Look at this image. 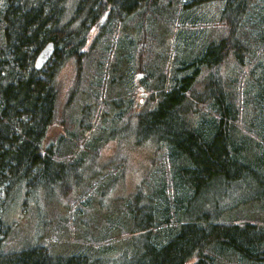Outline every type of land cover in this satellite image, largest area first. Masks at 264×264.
I'll use <instances>...</instances> for the list:
<instances>
[{
	"label": "trees",
	"instance_id": "obj_1",
	"mask_svg": "<svg viewBox=\"0 0 264 264\" xmlns=\"http://www.w3.org/2000/svg\"><path fill=\"white\" fill-rule=\"evenodd\" d=\"M206 1L216 6L187 10L189 2ZM105 9L112 10L109 24L95 28ZM248 12L251 27L243 21ZM122 31L133 38H121ZM253 37L256 49L247 42ZM50 40L57 46L55 75L63 49L64 67L71 65L75 75L64 132L48 148L42 141L58 113L59 86L35 81L29 66ZM262 50L264 0H0V264H264V62L258 75L257 67H244ZM224 53L230 59L219 69ZM141 88L148 103L137 107ZM135 117L137 124L128 126ZM92 120L90 131L123 130L122 141L133 137L166 149L169 182L149 212H139L142 191L155 184H142L131 202L118 203L127 219L119 227L132 248L111 255L112 240L92 237L65 242L73 247L65 253L57 252L60 242L43 244L41 237L9 248L14 191L27 198L39 184L46 195L58 187L70 198L96 177L77 175L67 187L61 170L65 161L77 171L86 156L97 160L99 144L83 148ZM102 169L113 176L125 168L113 159ZM162 169L153 172L155 182ZM244 181L257 184L259 193L246 190ZM236 186L248 196L230 203ZM202 192L205 201L189 211ZM46 204L60 217V205Z\"/></svg>",
	"mask_w": 264,
	"mask_h": 264
},
{
	"label": "rangeland",
	"instance_id": "obj_2",
	"mask_svg": "<svg viewBox=\"0 0 264 264\" xmlns=\"http://www.w3.org/2000/svg\"><path fill=\"white\" fill-rule=\"evenodd\" d=\"M157 33H164L163 28L158 27ZM128 31H122V36H128ZM134 36V35H133ZM136 39V36H134ZM71 65L65 66L57 76V84L59 102L58 113L54 123L51 125L47 141L55 142L57 138L64 132V124L66 122V114L71 103L70 90L72 88V79L74 71ZM139 95L137 96V99ZM143 106L148 103L142 102ZM94 119H98L97 117ZM96 126L98 121L95 122ZM93 120L87 123L86 136L84 140L89 142L87 147H91V143L99 144L97 160H92L88 156L79 166V170L70 173L65 181H75L77 175H87L91 178L92 174L96 177L86 182L82 189V193H77L73 197L67 195L62 196L54 202L57 206L56 212L60 217H52L46 208L47 190L43 191L42 185L36 184L31 194L25 198L18 195L14 191L9 197V209L11 208L10 219L14 226L13 236L7 241L9 248H22L25 244L34 242L35 238L41 237L39 240L43 244H47L52 240L60 242L58 245L59 253L70 252L73 247L66 245L68 241H90V237L97 240H112V244H107V249L111 255H118L128 248H132L133 240H125L119 226L127 224L126 212L118 203L131 202L130 197L139 187L144 184L145 178L151 175L158 168L165 167V152H161L159 146L148 142L139 144L131 137L129 140L122 141L120 138L127 134H117L116 131H105L101 133L98 129L90 131ZM102 137L97 138L98 135ZM115 159L124 165V171L114 173L113 176L102 169L105 163ZM110 178L106 179L107 177ZM106 179V184L104 181ZM245 182V181H244ZM246 190L252 193H259L257 184L246 183ZM205 192H202L197 198L193 199V207L199 201H205ZM248 196V192L241 190L236 186L230 193L228 202L241 199ZM120 199V200H119ZM241 206V213L244 214V204ZM118 213V215H116ZM117 217V218H116ZM47 223V224H45ZM87 234L84 235V231ZM89 232V233H88ZM14 248V249H15Z\"/></svg>",
	"mask_w": 264,
	"mask_h": 264
},
{
	"label": "bare ground",
	"instance_id": "obj_3",
	"mask_svg": "<svg viewBox=\"0 0 264 264\" xmlns=\"http://www.w3.org/2000/svg\"><path fill=\"white\" fill-rule=\"evenodd\" d=\"M185 3V2H184ZM203 4V8L204 10L206 9H209V8H214L216 6V2L212 1V2H209V1H206V3H197V2H189L188 3V8L187 10H193L195 7L197 6H201ZM202 7V6H201ZM109 12V14L107 15L106 19H103L105 17V15ZM217 14V13H216ZM111 16H112V10L111 9H105L103 10L102 12V15L100 16V18L94 23V27L95 28H102L103 26L105 27L107 24H109L110 22V19H111ZM246 19H244V23L247 24L246 27H251L253 25V22H254V16L252 15L251 12H248V14H246ZM233 18V16H232ZM241 21H242V11L240 13H238L237 15V20H235V22L233 23L235 25V29L238 28L241 24ZM199 31L201 32V35L202 36H208V32L206 31H203L201 29H199ZM198 31V33H199ZM200 34V33H199ZM252 42L254 43V47H249L250 49H256V45H255V40H254V37L253 38H250L248 39L247 38V42L249 43ZM49 43H52L55 47V50H54V53L51 55L50 58H48L44 64H41L38 60V56L39 54L41 53V51L43 50V48L49 44ZM127 45H132L130 42L127 43ZM120 45L118 44H115L114 47H112L111 49H116V48H119ZM251 46V45H249ZM64 47H62L63 49ZM180 48V46H179ZM56 50H57V46H56V43L52 40L50 41H47L45 42V45L40 49V51L37 53V55L31 60V63H30V73L31 75L33 76V79L35 81H44V82H47V83H57V76L59 74V72L62 70V68L64 67V64L68 61V56L66 53V50L63 49V51L60 53V59L63 61L62 64L60 65V68L59 70L57 71L56 75L54 73V70H55V64L53 62L54 60V57L56 56ZM224 52V49L222 50ZM255 51V50H254ZM74 55V54H73ZM75 56V55H74ZM78 59H81V56L78 55L77 56ZM255 58L256 59H253L252 61H249L247 63V65H245L244 67H246L247 70H250L252 71L254 68H258V71L256 73V75L260 74L262 72V69L261 67L259 66V61L262 63L264 62V50H262L261 52H258L257 54H255ZM230 57H229V53H224L221 58H220V61L218 63V68L219 69H222L229 61ZM66 61V62H65ZM71 60H69L70 62ZM140 72V71H138ZM218 72V71H216ZM219 74V73H218ZM255 75V76H256ZM220 78H222L223 80H225V78L223 76H221ZM146 97H147V94L146 92L144 91V89H140V94H139V98H138V101H137V107L143 105V101L145 102L146 101ZM138 122V119L137 117L133 118L132 120H129L126 122V124L128 126H134L136 125ZM6 119H4V122L2 123V132H7V129H6ZM128 133H129V130H128ZM47 140V139H46ZM46 140L43 139L42 141V144L44 143V146L48 147L46 145ZM145 143V142H143ZM147 143V142H146ZM159 150L161 152H166V149L164 148V146L162 145H159ZM165 167L162 169L164 170ZM61 170H63V178H64V181L66 179V177H68L70 175V173L72 172H75V170H71L70 171V168H69V164L67 163V161H65V164L63 165V167L61 168ZM155 172V171H154ZM170 172V169L167 167L162 173L159 171V175H161L159 177V179L157 180V182L154 181V179L156 178L155 177V173L151 174L150 177H149V181H147V183H144V184H147L149 186V184L151 185H154L152 188L149 189V192L147 191H142V193H144L143 195V199L140 201V209H139V212H144V213H148L149 212V207L152 206L153 204L151 203L152 200L155 198V196L159 193V190H161V188L163 186H167L168 185V174ZM57 173L59 174V169H57ZM67 182V181H66ZM74 183V181H71V184ZM149 183V184H148ZM144 184L142 187H144ZM70 186V182H67V187ZM56 190H54V192L50 195H47V200L46 202L48 203H51L53 202L54 198L57 197V200L58 199H61L62 196H60V191L61 189L58 188V187H55ZM63 188H65V182L63 184ZM2 196L5 197V195L2 193ZM68 196V195H67ZM174 205L172 207L171 210H174L175 206H176V202L174 200H172ZM193 202L194 201H191L190 203H188V210L190 211V208L193 209ZM177 204L179 205V203L177 202ZM147 216V215H146ZM172 220H175L174 218H172Z\"/></svg>",
	"mask_w": 264,
	"mask_h": 264
},
{
	"label": "water",
	"instance_id": "obj_4",
	"mask_svg": "<svg viewBox=\"0 0 264 264\" xmlns=\"http://www.w3.org/2000/svg\"><path fill=\"white\" fill-rule=\"evenodd\" d=\"M109 12L105 15L103 19H106ZM55 47L52 43L47 44L41 53L38 56V60L41 64H44V62L51 57V55L54 53Z\"/></svg>",
	"mask_w": 264,
	"mask_h": 264
},
{
	"label": "flooded vegetation",
	"instance_id": "obj_5",
	"mask_svg": "<svg viewBox=\"0 0 264 264\" xmlns=\"http://www.w3.org/2000/svg\"><path fill=\"white\" fill-rule=\"evenodd\" d=\"M138 75H142V73H140V74H138ZM47 138H48V137H47ZM50 144H53V142H50V143H49V142L46 140V145H47V146H50Z\"/></svg>",
	"mask_w": 264,
	"mask_h": 264
}]
</instances>
